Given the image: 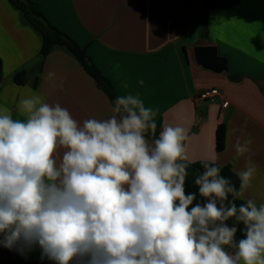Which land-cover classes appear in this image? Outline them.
<instances>
[{
	"label": "clouds",
	"instance_id": "9594fccd",
	"mask_svg": "<svg viewBox=\"0 0 264 264\" xmlns=\"http://www.w3.org/2000/svg\"><path fill=\"white\" fill-rule=\"evenodd\" d=\"M18 110L25 120L0 109V245H38L55 264H264V203H235L256 172L251 160L236 173L239 190L215 158L202 162L194 183L204 202L194 204L187 131L165 126L150 145L156 112L138 95L82 124L39 95ZM250 143L237 139V155Z\"/></svg>",
	"mask_w": 264,
	"mask_h": 264
},
{
	"label": "crops",
	"instance_id": "0c3cea01",
	"mask_svg": "<svg viewBox=\"0 0 264 264\" xmlns=\"http://www.w3.org/2000/svg\"><path fill=\"white\" fill-rule=\"evenodd\" d=\"M30 1L53 27L86 50L116 97L138 95L156 112L153 119L162 130L168 125L185 128L189 164L215 158L216 166L236 174L251 160L256 172L240 199L264 203V0H240L230 10L209 13L204 0ZM205 25L207 38L202 36ZM200 46L216 47L229 73L203 68L195 53ZM41 49L42 37L9 0H0V109L23 121L20 99L39 95L66 108L81 124L114 114L108 97L76 59L60 48L42 59ZM20 72L27 73L22 86L14 83ZM49 72L54 73L51 79ZM206 89H217L219 98L213 103L199 100ZM221 125L226 140L218 152ZM237 139L241 144L250 140V151L237 155ZM0 264L55 262L41 259L38 245L31 250L0 245Z\"/></svg>",
	"mask_w": 264,
	"mask_h": 264
},
{
	"label": "trees",
	"instance_id": "16d2710c",
	"mask_svg": "<svg viewBox=\"0 0 264 264\" xmlns=\"http://www.w3.org/2000/svg\"><path fill=\"white\" fill-rule=\"evenodd\" d=\"M10 3L15 6L22 17V21L34 29L41 37H42V49L40 52V57L45 59L52 51L57 48H60L66 51L70 56L76 59L79 64L82 66L84 71L95 81L96 86L99 90H101L109 99L112 107L114 106V102L116 99V93L114 87L111 82L107 80L100 70L93 64L91 59L88 57L87 52L84 48L80 47L79 44L73 40L71 37L66 35L65 33L59 31L55 27H53L43 16V14L39 11V7L37 4L31 2L30 0H9ZM240 0H204V11L209 13L211 11H226L234 8ZM204 38H207V26L205 25L203 28ZM1 77V75H0ZM27 78V73L20 72L14 76V83L22 86L25 84ZM40 80V73L38 74L33 87L36 88ZM155 134L149 130L145 136L152 143L155 139L159 138V134L162 131V126L160 124H156ZM226 140V128L221 125L216 132V150L221 152L224 149V144ZM188 175L185 181V189L186 193H196L197 198L194 201V204L199 202L203 203L204 199L199 196L198 187L195 185V177L201 174L204 171L202 163L189 164L187 169ZM221 175L225 178H228L232 181V183L236 186L237 190L240 187V180L238 176L230 169V168H221ZM229 199H232V196H229ZM237 206L244 203L240 198L235 200ZM227 223L231 226L233 223L232 220H229ZM238 231L236 234V240L244 238L243 234V225H237ZM230 253L234 251V249L226 248Z\"/></svg>",
	"mask_w": 264,
	"mask_h": 264
},
{
	"label": "water",
	"instance_id": "95a60500",
	"mask_svg": "<svg viewBox=\"0 0 264 264\" xmlns=\"http://www.w3.org/2000/svg\"><path fill=\"white\" fill-rule=\"evenodd\" d=\"M196 60L203 67L214 73H229L227 60L219 57L214 46H200L195 50Z\"/></svg>",
	"mask_w": 264,
	"mask_h": 264
},
{
	"label": "built area",
	"instance_id": "2783aa9c",
	"mask_svg": "<svg viewBox=\"0 0 264 264\" xmlns=\"http://www.w3.org/2000/svg\"><path fill=\"white\" fill-rule=\"evenodd\" d=\"M220 96V93L217 89H206L199 93L198 99L206 102L213 103L218 99ZM224 108L228 107V102H225L223 104Z\"/></svg>",
	"mask_w": 264,
	"mask_h": 264
}]
</instances>
